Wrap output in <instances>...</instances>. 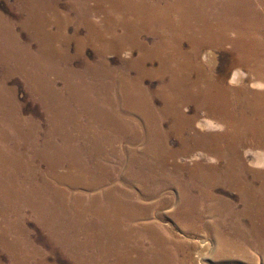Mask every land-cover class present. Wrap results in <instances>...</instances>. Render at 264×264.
<instances>
[{
    "label": "rangeland",
    "instance_id": "obj_1",
    "mask_svg": "<svg viewBox=\"0 0 264 264\" xmlns=\"http://www.w3.org/2000/svg\"><path fill=\"white\" fill-rule=\"evenodd\" d=\"M138 1L132 0L129 3V0H0V141L3 143L0 145V264H80L71 257L75 246L66 250L58 243V237L47 228L50 224L52 226V219L46 223L47 217L44 216V219L43 214L38 213L35 209L37 204H33L35 201H40L39 205L51 206L50 204L59 198L55 210L64 215L68 223L74 222L80 214H86L85 218L91 222L90 214L85 211L88 201L97 194L105 203L104 200H108L107 191L111 188H121L122 193L126 192V189L130 190L140 198L142 195V202H147L144 200L142 188L139 185L130 186L131 183L126 178L130 170L129 158L142 152L148 145L144 137H141L145 122L142 116L125 107L118 77H108L110 71L111 75L126 74L136 78L138 72L134 68L129 70L126 66L140 59V52L132 49L117 52L114 49L115 44L111 42L112 37L109 36H102L100 44H103L105 51H101L87 37L93 24L99 29L105 27L106 12L112 7H122L129 11L136 10L131 8L151 12L156 10L164 14L168 6L193 10V5L185 0H162L161 4L150 0V3L144 6ZM215 1L204 0L207 4ZM225 1L223 4L224 1L219 0L217 4L220 3L221 8L242 5L240 0H231L232 3ZM249 2L255 3L259 8L257 15H264L263 3L258 0ZM46 9L57 10L58 13L55 16L48 15ZM49 16H53L55 25ZM115 16V24L121 20L125 23L124 29L135 28L133 19L125 20L124 15L117 14V18ZM247 20L242 25L238 21L228 20L223 25L226 30L235 31L228 35L231 37L229 39L250 35L245 32L248 31L247 26L251 27L250 21ZM238 28L245 34H237ZM43 35L45 42H41L44 40ZM64 37L69 41H64ZM141 37L150 46L159 39V36L152 32L142 33ZM43 44L49 53L52 52L48 61L57 63V69L62 75L56 76L54 68H49V64L41 60L46 57ZM110 48L111 50L106 51ZM191 49L194 51L193 64H198L194 61L198 59L209 72H212V69L217 74L226 76L228 84L240 85L241 82L231 81L237 70V67L231 66L233 57L238 58L236 49V52L230 47V51L212 48L200 50L186 42L184 50L190 52ZM42 52L45 57L38 55ZM231 52L234 53L233 56ZM30 53L37 55L32 56L37 64H44L43 75L53 80L48 89L41 93L28 80V73H41L36 67H31L27 60L26 57ZM126 53L130 55L126 56ZM51 61L49 62L53 63ZM147 66L151 68L153 65ZM23 67L27 72L25 75L22 73ZM153 67L158 69L160 61L154 63ZM238 69L243 75L247 73L246 69ZM52 84L56 87H52ZM111 84L115 85L111 90L112 94L105 90V87ZM161 85L157 78L145 80V86L152 88L153 94ZM93 87L96 90H92ZM53 90L56 92L55 99H52L51 95ZM259 90L261 89L258 88ZM164 105L162 99L155 98L153 107L156 111L161 110ZM100 107L103 108L102 111ZM191 107L186 106V112L194 114ZM209 121L215 122L211 118ZM166 126L169 127L168 124ZM169 143L175 150L182 149L178 136H171ZM48 150L52 157L57 155V158L66 150L90 154L89 164L93 165L96 177L107 175L102 169V164L111 172L109 176L115 170L119 171L120 176L115 177L113 183L104 182L98 189H89L73 179V187L72 181H66L70 161L66 158L67 163L64 161L63 167L54 168L56 172L52 173V165L46 161ZM13 151L26 159L15 162ZM255 152L262 153L260 150L244 151L247 164L250 169L262 170L264 166L257 162ZM202 153L203 150L194 152L196 158H200ZM182 162L192 164V160L185 158ZM52 185L58 188L56 192L49 191ZM188 187L191 195H198L199 184L190 183ZM169 192L162 191L154 195L155 201L171 200L169 206L160 209L158 218L154 220L169 228L171 233L186 243L184 254L189 256L192 264H264V258L259 253L260 233L263 229L260 231L258 227H253L256 226L254 218L236 213L243 209L239 204L240 195L237 192L223 189V186L219 187L217 192L219 196L236 204L237 210L233 214H212L208 204L201 206L204 217L200 223L208 227L201 232L183 229L177 223L172 212L181 201L182 189L175 185ZM98 234V231L85 227L72 238L79 242L76 246H88L92 238H98ZM100 247L102 248L92 244L88 254L100 255ZM103 258L104 255H101L97 260L102 262ZM110 263L114 261L111 260Z\"/></svg>",
    "mask_w": 264,
    "mask_h": 264
},
{
    "label": "bare ground",
    "instance_id": "obj_2",
    "mask_svg": "<svg viewBox=\"0 0 264 264\" xmlns=\"http://www.w3.org/2000/svg\"><path fill=\"white\" fill-rule=\"evenodd\" d=\"M161 1L156 0L158 4H161ZM185 1L193 5V10L168 6L167 12L162 14L156 10L151 12L131 8L136 10L129 11L122 7H112L106 12L105 27L99 29L93 24L87 37L101 51L105 48L100 44L102 36H109L112 37L111 42L115 44L114 49L117 52L125 49L140 52V59L126 66L129 70L134 68L138 72L136 78H131L125 73L120 76L116 73L111 75L110 71L108 77H118L125 107L142 116L145 122L141 137H144L148 145L142 152L129 158L130 170L126 178L130 181V186L139 185L142 188L144 200L147 202H142V195L140 198L130 190L126 189V192L122 193L121 188H111L107 191L108 200H104L105 203L97 194L88 201L85 211L90 214L91 222L85 218L86 214H80L74 222L68 223L64 215L55 210L59 198L52 202L51 206L39 205L40 201H35V209L39 214H43V217H47H44L46 223L52 219V226L50 224L47 228L58 237V243L66 250L75 246V251H72L74 253L69 255L80 264H192L189 256L184 254L186 243L171 233L169 228L155 221L160 209L169 206L171 200L155 201L154 195L162 191L170 193L175 185L182 189V195L172 216L183 229L194 232L208 228L200 223L204 217L201 209L203 204H208L212 214L221 213L226 216V213L236 212L237 206L234 202L217 194L219 187L237 192L240 195L239 204L243 209L236 213L254 218L256 226H252L258 227L260 231L263 229L260 233L259 253L264 258V169H250L244 155L245 150L262 151L255 153L257 162L264 166V15H257L259 8L249 0H240V6L224 8H221L220 3L217 4L219 0L209 4L204 0ZM223 1L225 4L226 1ZM258 1L264 5V0ZM130 2L132 0H129ZM138 2L147 6L150 0ZM227 3L232 2L227 0ZM210 4L213 5L208 7ZM46 13L55 16L58 11L46 9ZM117 14L124 15L125 20L133 19L135 28L124 29L125 23L121 20L115 24L113 18L114 15L117 18ZM53 16L49 17L55 25ZM228 20L238 21L240 25L245 20L250 21L251 27L246 25L248 31H245L250 35L229 39L231 37L228 35L235 31L223 27ZM145 32L159 36L153 46L143 41L141 36ZM236 32L245 34L239 28ZM44 35L41 42H45ZM63 40L69 41L66 37ZM184 41L190 42L200 50L212 48L226 51L229 47L234 48V51L236 49L238 58L233 57L231 66L237 67V70L231 81L241 82L240 85L228 84L226 76L217 74L212 69V72H209L198 59L194 60L198 64H193L194 51L191 49L186 52ZM42 48L46 57L44 52L39 53L38 55L45 57L41 60H45L43 62H47L49 68H54L56 76L62 75L57 69L58 64L48 61L52 52L49 53L44 44ZM108 50L111 48L106 51ZM30 54L26 58L31 67H36L41 73H28V80L41 93L48 89L53 80L43 75L44 64H37L32 57L37 55ZM231 54L233 56L234 53ZM157 61H160L158 69L153 67ZM149 64L153 66L150 68L147 66ZM238 68L246 69L247 73L243 75ZM22 73H27L24 67ZM151 78H157L162 83L155 94L152 93V88L145 86V80ZM52 87H56L55 84H52ZM114 87L115 85L111 84L106 86L105 90L112 94ZM258 88L261 90L258 91ZM92 90L96 88L93 87ZM51 95L52 99L56 98L54 90ZM156 97L162 99L165 104L158 111L153 107ZM186 106H192L194 114L187 113ZM102 110L100 107V111ZM210 118L215 122L209 121ZM125 127L128 129L127 124ZM136 131L139 133L138 129ZM171 136L179 137L182 149L175 150L170 146ZM0 145H3L1 141ZM196 150H203L200 158H196ZM13 156L18 163L19 160L26 159L18 156L17 152H14ZM66 158L70 161L66 181H72L73 187V179L79 181L80 185L98 189L105 183H113L114 178L120 176L118 170L109 176L111 172L102 164V169L107 175L96 177L93 165L89 164L91 155L80 154L78 150H66L58 158L57 155L52 157L48 150L46 161L52 165L51 172L55 173V169L63 167ZM183 158L192 160V164L182 162ZM62 178L64 179V176ZM190 183L199 184L198 195L190 194ZM56 190L58 188L52 185L49 191ZM85 227L98 231L99 236L90 238L91 243H86L88 246H76L78 241L75 242L72 237ZM92 244L102 246L99 248L100 255L88 254ZM101 255H104V258L99 262L97 259ZM92 257L96 259L93 260ZM111 260L114 263H110Z\"/></svg>",
    "mask_w": 264,
    "mask_h": 264
},
{
    "label": "clouds",
    "instance_id": "obj_3",
    "mask_svg": "<svg viewBox=\"0 0 264 264\" xmlns=\"http://www.w3.org/2000/svg\"><path fill=\"white\" fill-rule=\"evenodd\" d=\"M125 55L128 56V55H130V53H126Z\"/></svg>",
    "mask_w": 264,
    "mask_h": 264
}]
</instances>
